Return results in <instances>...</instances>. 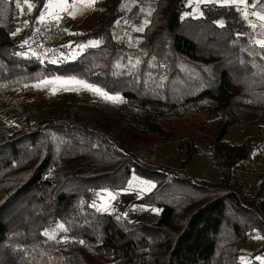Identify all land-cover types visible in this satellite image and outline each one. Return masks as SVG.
<instances>
[{"label": "trees", "instance_id": "trees-1", "mask_svg": "<svg viewBox=\"0 0 264 264\" xmlns=\"http://www.w3.org/2000/svg\"><path fill=\"white\" fill-rule=\"evenodd\" d=\"M23 1L34 28L47 0ZM123 1L98 0L97 25L45 63L26 52L18 3L0 0V91L68 75L123 97L75 104L37 127L0 126V264H259L264 244L247 263L240 251L253 229L264 238V176L246 194L236 169L262 142L226 134L238 119L264 128L261 31L242 6L203 3L200 15L184 16L190 0H157L140 41L128 45L113 29ZM91 40L99 44L73 55ZM174 134L187 144L183 168L197 139L208 138L220 179L194 178L129 149ZM134 175L156 183L143 200L159 208L152 220L98 207L99 191L123 188Z\"/></svg>", "mask_w": 264, "mask_h": 264}, {"label": "rangeland", "instance_id": "rangeland-1", "mask_svg": "<svg viewBox=\"0 0 264 264\" xmlns=\"http://www.w3.org/2000/svg\"><path fill=\"white\" fill-rule=\"evenodd\" d=\"M156 1L124 0L121 5L124 15L117 20L113 27L116 38L128 45H137L141 39V35H139L141 31L137 29H144L148 24ZM134 6H137L138 10L131 16L130 11ZM200 12L199 6L195 5L193 11L191 13L184 12V16H198L201 14ZM69 30L70 27L68 26L70 40L75 32ZM18 33L23 38L22 28L18 29ZM93 42H98V40H91L87 44L81 43L73 46V55L78 53L80 49L87 48V46H97L99 44L98 42V44L93 45ZM26 52L31 55L28 50ZM44 62L46 63V61ZM74 81L83 80L74 76L55 75L51 78H41L29 84L28 87L30 88L25 86L22 89L17 87L15 91H0V126L10 132L19 128L37 127L47 118L50 119L53 116L61 118L67 113V109L75 104L89 103L95 100L119 104L123 100L120 93H110L97 85L90 84L110 96L121 98V100L113 102L100 93L89 90ZM248 135H253L257 141L262 142L264 141V128L259 130L255 124L238 119L228 130L226 139L231 142H240ZM197 147L194 158L184 168L181 162L186 153L187 144L183 140V136L174 134L167 140H139L131 145L129 149L143 161L166 165L175 171L184 172L194 178L209 181L219 180L221 170L213 158L210 140L205 137L198 138ZM246 166L240 167L237 175L240 183L244 186L246 194H249L264 176V152L259 149L256 150L252 162H248ZM155 185L154 181L134 175L128 185L123 188L108 186L99 191L97 194L98 207L103 211L119 212L120 215L130 220H152L158 215L159 208L146 205L143 200ZM121 193L124 195L123 199L119 198ZM263 244L264 238L261 232L258 229H253L247 234L240 251V259L244 263L249 262L254 251ZM256 258L259 260V264H264V253L257 254ZM98 260L107 261V257H99Z\"/></svg>", "mask_w": 264, "mask_h": 264}, {"label": "crops", "instance_id": "crops-1", "mask_svg": "<svg viewBox=\"0 0 264 264\" xmlns=\"http://www.w3.org/2000/svg\"><path fill=\"white\" fill-rule=\"evenodd\" d=\"M97 2L98 0L94 2L92 0H47L43 17L64 18L70 27L69 31L75 34L77 31L91 30L98 23ZM190 2L194 6L198 5L199 8L203 3L242 6L244 15L250 20L252 26L261 31L262 37L259 42L264 45V19H261L264 17V0H190Z\"/></svg>", "mask_w": 264, "mask_h": 264}, {"label": "built area", "instance_id": "built-area-1", "mask_svg": "<svg viewBox=\"0 0 264 264\" xmlns=\"http://www.w3.org/2000/svg\"><path fill=\"white\" fill-rule=\"evenodd\" d=\"M14 1L18 3L21 10V28L25 42H27L25 43L26 48L30 54L45 61L57 58L69 42L67 21L64 18L49 16L31 28L29 22L26 21L27 5L23 0ZM259 150L264 152V141L259 146ZM236 171H239V167ZM119 198L123 199L124 195L121 193Z\"/></svg>", "mask_w": 264, "mask_h": 264}, {"label": "snow or ice", "instance_id": "snow-or-ice-1", "mask_svg": "<svg viewBox=\"0 0 264 264\" xmlns=\"http://www.w3.org/2000/svg\"><path fill=\"white\" fill-rule=\"evenodd\" d=\"M92 2H94V0H92ZM17 6H19V5H17ZM29 7L31 8V5H29ZM73 18H74V14H73ZM43 19H44V17L41 16L40 20H43ZM261 19H264V17H261ZM137 30L142 31L143 29H137ZM25 43H27V42H25ZM95 44H98V42H93V45H95ZM74 82L83 85L85 88H87L89 90L100 93L106 99L111 100L113 102L121 100V98L119 96H110L106 92H102L99 88H95L92 85L87 84L85 81H74ZM60 227L63 228V225H60ZM50 238H52V237H50ZM81 243H83V242L81 241Z\"/></svg>", "mask_w": 264, "mask_h": 264}]
</instances>
